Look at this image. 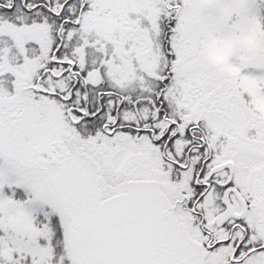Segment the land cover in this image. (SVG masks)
<instances>
[{
  "label": "snow or ice",
  "instance_id": "6c2138e0",
  "mask_svg": "<svg viewBox=\"0 0 264 264\" xmlns=\"http://www.w3.org/2000/svg\"><path fill=\"white\" fill-rule=\"evenodd\" d=\"M0 264H264V0H0Z\"/></svg>",
  "mask_w": 264,
  "mask_h": 264
}]
</instances>
